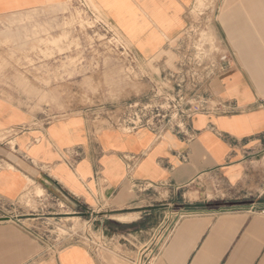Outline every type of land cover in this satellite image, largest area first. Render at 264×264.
<instances>
[{
    "label": "crops",
    "instance_id": "1",
    "mask_svg": "<svg viewBox=\"0 0 264 264\" xmlns=\"http://www.w3.org/2000/svg\"><path fill=\"white\" fill-rule=\"evenodd\" d=\"M91 1L141 60L157 56L184 32L195 2ZM65 4L0 0V57L8 60L17 53L21 38L33 28L46 30L47 12ZM220 4L215 26L233 59L209 80L207 91L228 113L195 115L183 139L173 134L157 138L149 129L105 126L96 131L82 116L21 130L30 121L29 112L13 102L15 93H9L11 98L0 92V202L11 204L35 185L90 209L104 208L111 218L132 219L113 220L120 225L148 222L169 206L165 202H177L180 207L172 211L149 264H264V215L228 209L251 202L264 205V110L259 107L264 101V0ZM121 72L106 73L111 93L120 88ZM13 128L21 131L10 134ZM34 249L12 221H0V264H30ZM69 249L74 250L60 255ZM65 250L53 264H101L82 246ZM142 252L125 259L134 264ZM108 261L120 263L115 255Z\"/></svg>",
    "mask_w": 264,
    "mask_h": 264
},
{
    "label": "rangeland",
    "instance_id": "2",
    "mask_svg": "<svg viewBox=\"0 0 264 264\" xmlns=\"http://www.w3.org/2000/svg\"><path fill=\"white\" fill-rule=\"evenodd\" d=\"M64 1L63 8L47 12L46 30L33 28L27 33L29 36L21 38L22 47L17 53L8 60L0 57L1 94L6 92V97L12 98L9 93H15L17 99L13 102L31 116L27 124L20 126L21 130L82 116L98 131L105 126L118 127L121 119L139 115L143 107L145 114L152 116L155 108L163 104L161 98L154 96L176 88L168 76L177 63L175 47L187 49L188 54L207 62L214 61L219 48L225 49L215 26L222 0H195L187 12L188 27L148 60L135 55L91 0ZM53 38L59 41L47 42ZM194 49L203 51L204 57L195 54ZM110 69L122 71L118 78L120 88L114 93L106 81ZM166 108L168 112L172 110ZM20 129L8 131L15 135ZM26 189L17 201L0 202V221H12L32 240L35 249L30 264L45 258L53 264L61 251L75 245L97 256L101 264H110L111 255L119 264H131L125 256L141 251L150 258L170 225L172 211L180 207L177 202L168 201L165 204L169 206L161 207L163 210L149 217L148 222L120 225L115 222L132 219L111 218L104 208H87L61 192L35 185ZM178 198L182 204L181 194Z\"/></svg>",
    "mask_w": 264,
    "mask_h": 264
},
{
    "label": "built area",
    "instance_id": "3",
    "mask_svg": "<svg viewBox=\"0 0 264 264\" xmlns=\"http://www.w3.org/2000/svg\"><path fill=\"white\" fill-rule=\"evenodd\" d=\"M175 48L177 63L171 71H168V76L173 78L176 88L172 89L171 92H164L163 95L157 93L154 96L155 99L161 98L163 104L155 108L152 116L146 115V107H143L139 115L134 114L131 118L121 119L117 128L127 131L149 129L155 133L157 138L164 134H173L183 139L187 137L190 121L195 115H218L229 112L226 106L215 103L207 91L209 80L227 69L232 62L233 56L228 48L226 46L225 49L222 47V50L219 48L213 62L203 61V59L197 58V55L188 54L187 49ZM193 52L200 54L202 58L204 57L203 51L194 49ZM167 81L170 82V80ZM164 106H167L166 109L172 110L168 112ZM259 107L264 110V101L260 102ZM228 209L246 210L264 215V205L258 207V204L254 202L245 206H229ZM180 212L173 214V217L180 216ZM164 236L165 234L161 242ZM150 258L141 254L134 261V264H149Z\"/></svg>",
    "mask_w": 264,
    "mask_h": 264
},
{
    "label": "bare ground",
    "instance_id": "4",
    "mask_svg": "<svg viewBox=\"0 0 264 264\" xmlns=\"http://www.w3.org/2000/svg\"><path fill=\"white\" fill-rule=\"evenodd\" d=\"M225 18V17H224ZM223 22H224V20H222ZM37 192H40V190L39 189H37Z\"/></svg>",
    "mask_w": 264,
    "mask_h": 264
}]
</instances>
